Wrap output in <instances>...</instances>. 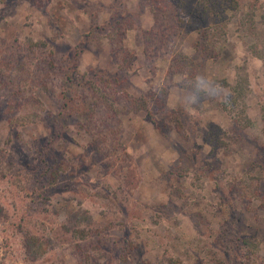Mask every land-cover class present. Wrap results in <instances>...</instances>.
I'll list each match as a JSON object with an SVG mask.
<instances>
[{"label": "rangeland", "instance_id": "rangeland-1", "mask_svg": "<svg viewBox=\"0 0 264 264\" xmlns=\"http://www.w3.org/2000/svg\"><path fill=\"white\" fill-rule=\"evenodd\" d=\"M0 264H264V0H0Z\"/></svg>", "mask_w": 264, "mask_h": 264}, {"label": "crops", "instance_id": "crops-1", "mask_svg": "<svg viewBox=\"0 0 264 264\" xmlns=\"http://www.w3.org/2000/svg\"><path fill=\"white\" fill-rule=\"evenodd\" d=\"M129 9V7H127ZM140 15L139 17H137V20H136V24L138 27H146V26H150V22L151 21V15L149 14V12L147 11V7L144 5V6H141V9H140ZM135 24V27H137ZM153 24V22L151 23V25ZM134 29L133 26H130V30ZM137 29H140V28H137Z\"/></svg>", "mask_w": 264, "mask_h": 264}, {"label": "trees", "instance_id": "trees-1", "mask_svg": "<svg viewBox=\"0 0 264 264\" xmlns=\"http://www.w3.org/2000/svg\"><path fill=\"white\" fill-rule=\"evenodd\" d=\"M152 29H153V28L150 29V32H151V33H153ZM156 30H157V34H161V35L164 34V33H163V32H164V31H163L164 29H160V28H158V29H156ZM203 39H204V38H203ZM175 55L178 56V54H175ZM177 56H176V57H177ZM178 57H179V56H178ZM179 59H180V58H179ZM51 65H54V64L51 63ZM107 72H108V71H106V73H107ZM114 72H116V71H114ZM63 73H64V75H65L66 78L69 77V75H68L65 71H63ZM117 78H118V77H117V75H116V76L114 77V81H115V83H117ZM89 79H91V78H88L87 80H89ZM118 80H119V79H118ZM74 83H77V82L74 81ZM61 113H62V112H61L60 110H58L57 113L54 115V118H55V119H58L57 117H59L58 115L61 114ZM67 114L69 115V113H67ZM61 115H62V114H61ZM62 120H65V119H62ZM84 128H88L87 125H86V127H84ZM88 130H89L90 132H92V130H90V129H88Z\"/></svg>", "mask_w": 264, "mask_h": 264}]
</instances>
